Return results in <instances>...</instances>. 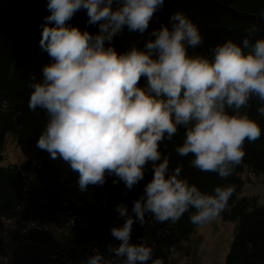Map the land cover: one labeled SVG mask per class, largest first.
<instances>
[{
  "label": "clouds",
  "instance_id": "clouds-1",
  "mask_svg": "<svg viewBox=\"0 0 264 264\" xmlns=\"http://www.w3.org/2000/svg\"><path fill=\"white\" fill-rule=\"evenodd\" d=\"M163 6L164 0H47L38 49L50 62L28 85L29 109L47 117L37 148L70 165L81 191L109 175L131 190L149 165L153 174L133 215L125 204L116 206L124 223L111 229L120 241L107 246L114 255L96 250L85 264H148L153 249L145 240L130 243L134 223L145 225L149 215L176 223L190 212V222L203 226L226 208L234 186L207 193L181 176V165L170 170L160 146L179 129L184 137L175 152L191 156V168L222 179L242 162L245 142L262 134L247 111L256 100L264 116V37L254 38L257 26L242 44L228 39L204 55L195 51L204 42L199 28L183 12L147 31ZM82 9L95 32L69 23ZM125 31L143 42L119 51L115 41Z\"/></svg>",
  "mask_w": 264,
  "mask_h": 264
},
{
  "label": "trees",
  "instance_id": "trees-1",
  "mask_svg": "<svg viewBox=\"0 0 264 264\" xmlns=\"http://www.w3.org/2000/svg\"><path fill=\"white\" fill-rule=\"evenodd\" d=\"M46 5L47 0H0V264H85L96 250L114 255L108 253L107 246H118L120 241L111 235V229L124 223L116 206L125 204L133 215V202L153 175L149 165L144 179L131 190L122 181L113 184L116 178L109 175L103 185H89L81 191L79 174L70 165L37 148L47 117L43 110L29 109L32 89L28 85L33 74L37 80L42 78V67L50 62L38 49L44 18L49 15ZM174 12H183L198 26L204 41L195 50L200 54L210 56V48L228 39L242 44L253 24L258 28L254 38L264 37V18L260 16L264 0H164L147 31L167 24ZM87 20L82 9L69 23L95 32L96 27ZM143 40L125 31L116 38L115 47L123 51ZM258 106L253 100L247 111L259 123L262 134L254 142H245V156L227 178L191 168V156L175 152L184 137L182 128L160 146L162 153L170 156V170L181 165V176L202 191L235 187L221 212L225 221L234 224L224 264H264V202L260 196H242L246 183H253L251 175L258 183L264 182V116L257 115ZM8 140L24 155V163L2 165ZM190 214L185 213L176 223H159L149 215L145 225L133 224L130 243L147 242L153 249L148 264H171L175 251L189 242L199 227L190 222ZM4 221L14 223L13 240L19 244L12 260H8Z\"/></svg>",
  "mask_w": 264,
  "mask_h": 264
},
{
  "label": "rangeland",
  "instance_id": "rangeland-1",
  "mask_svg": "<svg viewBox=\"0 0 264 264\" xmlns=\"http://www.w3.org/2000/svg\"><path fill=\"white\" fill-rule=\"evenodd\" d=\"M24 162V155L19 148L12 140H8L2 165ZM250 177L253 183H246L242 196H260L264 202V182L258 183L253 175ZM4 227L8 260H12L19 248V244L13 240L15 225L11 221H4ZM233 230L234 224L225 221L220 214L214 221L199 226L192 239L181 244V248L173 254L171 264H224L233 240Z\"/></svg>",
  "mask_w": 264,
  "mask_h": 264
}]
</instances>
